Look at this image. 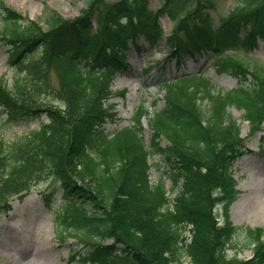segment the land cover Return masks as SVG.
Segmentation results:
<instances>
[{"label":"trees","instance_id":"trees-1","mask_svg":"<svg viewBox=\"0 0 264 264\" xmlns=\"http://www.w3.org/2000/svg\"><path fill=\"white\" fill-rule=\"evenodd\" d=\"M146 2L92 0L74 19L53 14L47 30L0 2L1 40L17 68L11 82L0 81V104L8 121L43 112L50 117L12 140L0 130V213L32 185L49 181L43 192L48 203L60 188L64 193L54 216L58 240L76 237L85 250L76 247L71 256L82 262L90 254V264H177L184 257L187 264H264V227L236 225L229 216L240 193L232 166L243 153L242 126L229 108L245 110L251 131L260 128L264 74L221 56L238 46L251 49L259 38L264 43V0H241L217 26L202 11L210 1L196 0L182 14L192 0H166L157 16ZM165 13L177 21L169 37L174 56L183 47L210 49L220 53L221 65L234 73L239 68L245 83L216 90L204 78L165 82V105L149 120V147L141 119L150 111L144 106L133 126L109 136L103 125L113 113L106 101L117 72L127 68L128 46L141 34L156 43L162 37L156 19ZM154 154L167 169L153 183ZM109 238L113 243L103 245ZM239 244L253 249L252 257H229Z\"/></svg>","mask_w":264,"mask_h":264},{"label":"rangeland","instance_id":"rangeland-1","mask_svg":"<svg viewBox=\"0 0 264 264\" xmlns=\"http://www.w3.org/2000/svg\"><path fill=\"white\" fill-rule=\"evenodd\" d=\"M11 8L16 9L21 14L37 20L45 28L47 19L58 14L62 17H75L87 7L92 0H0ZM112 2V0H110ZM239 0H215L214 7L207 8L214 21L225 16ZM163 3V0H150L149 9L156 11ZM2 17L0 13V29ZM159 23L164 28L166 34H170L173 22L169 17H161ZM144 44L141 48H131L128 59L132 63L133 70L122 74L115 83V95L111 98V103H115L113 108L115 120L109 121L106 125V133L112 134L123 126L131 122L133 112L144 103L152 106L155 99L158 100L155 108L162 103L159 98L162 92L159 88V79L163 77H177L181 74L198 72L210 77L217 85L223 89H230L238 84L236 77L230 73L219 71L213 58L208 54L200 57L195 62L190 55L183 54L184 59L180 65L174 60H169L168 54L171 50L166 39L159 44L149 46L148 42L141 38L138 42ZM145 46V47H144ZM237 60L251 69L259 68L264 74V46L261 44L248 53H233ZM148 65L154 67L143 72ZM163 66V77L158 78L157 69ZM14 69L10 67L7 47L0 41V78L11 80ZM127 89L125 97L118 92ZM155 108H152L153 110ZM230 112L233 117L242 124V136L250 153L238 159L234 164V171L237 176L238 188L241 194L238 199L231 204L229 213L232 221L238 225H250L264 227V124L262 129L254 134L249 131V123L245 118L244 110L231 107ZM42 119L46 120L43 115ZM37 118L19 123H7L4 126L7 138L21 134L33 126L38 125ZM3 116L0 111V124ZM144 133L147 143L150 142L151 132L146 118H143ZM157 157H153L156 162ZM154 166L150 170L152 182L157 180L163 170ZM167 186L171 189V181L168 179ZM23 199L15 198L13 208L8 214H0V264H68L70 253L73 248L78 247L75 237H70L61 244L56 235L54 214L62 203V190L54 196V200L48 204L43 196L47 192L49 184L47 181L39 182L30 187ZM171 198L175 192H171ZM220 215L222 209L219 207ZM222 219V218H221ZM229 256L236 254L241 258H248L253 254L251 249L241 247L232 248L228 251ZM188 262L186 259L185 264ZM70 264V263H69ZM71 264H79L73 262Z\"/></svg>","mask_w":264,"mask_h":264}]
</instances>
